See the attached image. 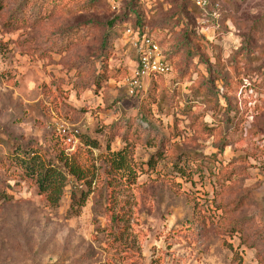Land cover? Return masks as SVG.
I'll return each instance as SVG.
<instances>
[{
	"label": "rangeland",
	"instance_id": "rangeland-1",
	"mask_svg": "<svg viewBox=\"0 0 264 264\" xmlns=\"http://www.w3.org/2000/svg\"><path fill=\"white\" fill-rule=\"evenodd\" d=\"M220 3V35L187 0H62L55 17L12 30L6 23L20 0L0 9V158L32 144L54 159L79 148L81 165H94L93 176L69 177L58 207L31 180L0 170V184L12 195L0 205V264H110L120 255L131 256L120 264H144L154 253L202 264H264V175L258 166L264 160V94L248 103L252 109L239 129L226 121L224 98L217 106L196 94L209 77L199 53L214 64L219 56L227 72L236 54L250 46V69L258 71L243 79L244 86L264 79V0ZM133 7L174 65L173 73L157 81V102L145 108L147 120L141 97H130L124 87L135 64L124 35L125 25L136 22ZM117 18L121 23L110 27ZM78 28L81 38L70 50L51 48ZM104 47L110 52L109 79L78 93L76 87L93 84ZM243 88L239 100L251 94ZM183 111L200 115L214 133H196L189 127L192 116ZM130 117L136 122L130 138L134 174L113 180L105 169L106 147L121 150L123 132L111 138L108 127ZM59 126L78 129L81 139L98 147L80 141L73 150L58 135ZM201 156L211 158L202 170ZM233 171L231 180L223 179Z\"/></svg>",
	"mask_w": 264,
	"mask_h": 264
},
{
	"label": "trees",
	"instance_id": "trees-1",
	"mask_svg": "<svg viewBox=\"0 0 264 264\" xmlns=\"http://www.w3.org/2000/svg\"><path fill=\"white\" fill-rule=\"evenodd\" d=\"M61 1L62 0H20L19 9L17 10V12H13L11 14L12 17L6 23V25L9 27V30L20 29L26 24L31 23H34L35 25H41L47 19L53 18L57 15ZM214 1L220 3V1L222 0ZM187 2H189V4H191L195 9H198L199 16L205 18L203 19V22L205 20H207V22L212 21L211 26L215 28V31H218V34L223 32L221 24L225 23V14H223V8L221 6V3L219 8H217L214 3H211L206 9L202 10L193 5L190 0H187ZM7 5L8 0H0V9H3ZM131 13L137 14L136 22L134 25H125L124 35L129 29L142 30L144 32V29L142 28L143 21L141 20V17L139 16L138 12H136L135 7L132 8ZM131 15L132 14H130V16ZM121 21L122 18L113 19L110 22L109 26H117L119 23H121ZM78 29L73 32L66 33L65 37L56 41L51 48L59 53H63L67 50H70L72 48L73 42L76 44L81 38V28L79 30ZM148 34L157 40V38L153 34H151L150 32H148ZM189 37V35H186L188 41ZM194 39H196V37ZM158 42L162 46V43L160 41ZM102 50L105 51H101L100 55L98 56V61L100 62L101 69L98 74L93 75V84L83 83L81 89L76 87L78 93L89 90L93 85H95L96 88H100L101 81L109 79L108 61L110 52L106 51V47H104ZM253 53L254 51H252V47L249 46L248 48H243L242 51L236 54L233 63L229 66L230 71L227 72L224 70L225 65L220 60L219 56L216 55L217 59L214 64L207 60L208 58H204L202 54L199 53L197 55L198 61L204 62L209 77L205 83L197 86L196 94L201 95L202 99L206 100L208 103L211 102L212 99H214L217 106L219 105L220 97L224 98V100L226 101V106L224 107L223 112L226 115V121L235 129H239V127L241 128L242 124L246 120V117L249 115L252 108L248 107V103L256 101L257 99L261 98V96L264 94V79H258L248 86H244L243 83L244 78H251V74L258 71V69H250L249 60L252 59L251 54ZM243 56L244 58H242ZM171 58L172 56H169L167 54V59L172 67L171 73H173L174 65ZM217 69H219V72L217 71ZM78 74L81 76L83 73L80 72ZM164 77H167V75H158L154 77L150 82V86L147 92L140 98L141 106L143 108L142 110L145 111L142 117L145 120L148 119V113H150V109L145 108H148L150 104H154L157 102V81ZM184 77L185 74L182 75V80L184 79ZM241 88L246 89L247 92L251 93L248 98L239 100L238 93ZM254 94H258L257 97H254ZM253 108L256 110L259 108V106L255 105ZM183 112L185 115H189L188 117L192 116V122L189 127L191 129H195L196 133L204 135H211L212 133H214L215 128H210L202 121H199V119L201 118L200 115L193 114V112L191 111ZM135 126V120L131 119L130 117V121H128L127 123H115V125H111L110 127H108L110 129L111 138L116 137L121 134V132H123L122 140L124 146L121 150L113 151L111 149L110 143H108L106 147L107 154L105 156V169L106 173H108V175H110L113 180H115V178L120 174L121 177H123L125 173H128V175L134 174L133 156L135 144L131 141L130 138L132 136L131 134L134 131L133 128ZM137 126L140 130L141 125L137 124ZM80 141L82 144L84 142V145L86 146L90 145L94 148L98 147V143L89 138H80ZM78 149L79 148H77L70 154L63 152L58 155L57 159H54L52 157H47L46 155L42 154L39 149H37L32 144L18 145L13 148L8 157L0 158V170H4V175L7 173L11 175L17 174L21 178L31 180L37 186L39 194L44 196L46 202L51 207H58L63 196L65 195V190L69 177H73L76 180L81 181L85 179L88 175H94V165L90 167H84L77 159L79 151ZM187 158L191 159V157ZM199 162L201 168V166L203 165L207 166L211 162V158L201 156ZM258 166L260 167V170L263 172L264 175V160H260L258 162ZM175 169L181 174L182 177L185 176V168L180 167L178 163L175 164ZM233 174L234 171L230 173H225L223 175V179L226 181L231 180ZM90 192L91 191H88L87 193H82L81 200L78 204L79 209H76V211H74V215L78 216L80 214V209L85 205L86 196H88ZM11 198L12 195L8 193L7 186L5 184H0V205H2L4 202L9 201ZM193 222L197 221L194 219ZM193 226L194 229L198 230L203 229L204 225H201L202 227L200 225ZM233 232H236V227H234ZM117 257L119 259L114 258V260H111L110 264H120L119 261L123 262L131 256L120 255ZM137 262L138 260H135L132 261L130 264H136Z\"/></svg>",
	"mask_w": 264,
	"mask_h": 264
},
{
	"label": "built area",
	"instance_id": "built-area-1",
	"mask_svg": "<svg viewBox=\"0 0 264 264\" xmlns=\"http://www.w3.org/2000/svg\"><path fill=\"white\" fill-rule=\"evenodd\" d=\"M115 4V0H110ZM190 2L199 9H206L209 4L214 3L217 8L220 3L214 0H190ZM125 37L130 47L135 52V66L127 77L124 87L130 97H141L151 80L158 75H168L172 72V67L167 59L165 50L160 43L146 31L129 29ZM58 135L65 143L76 149L80 145V131L78 129L70 130L66 127L59 126ZM45 264H62L58 260H52ZM142 264V263H137ZM144 264H202L198 260H184L179 254H173L171 257L160 258L159 254L154 253L151 261Z\"/></svg>",
	"mask_w": 264,
	"mask_h": 264
},
{
	"label": "crops",
	"instance_id": "crops-1",
	"mask_svg": "<svg viewBox=\"0 0 264 264\" xmlns=\"http://www.w3.org/2000/svg\"><path fill=\"white\" fill-rule=\"evenodd\" d=\"M134 66H135V64H134ZM133 70V69H132Z\"/></svg>",
	"mask_w": 264,
	"mask_h": 264
}]
</instances>
